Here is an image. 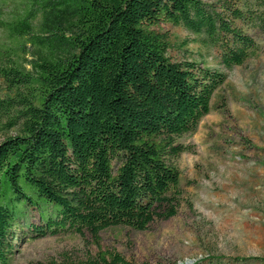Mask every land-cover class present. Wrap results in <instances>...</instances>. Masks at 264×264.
<instances>
[{
    "label": "trees",
    "instance_id": "obj_1",
    "mask_svg": "<svg viewBox=\"0 0 264 264\" xmlns=\"http://www.w3.org/2000/svg\"><path fill=\"white\" fill-rule=\"evenodd\" d=\"M19 3L0 21L11 39L0 43V264L25 226L89 233L96 252L71 264H139L101 234L177 215L179 139L209 114L225 70L264 52V0ZM164 25L193 33L222 68L172 56Z\"/></svg>",
    "mask_w": 264,
    "mask_h": 264
},
{
    "label": "rangeland",
    "instance_id": "obj_2",
    "mask_svg": "<svg viewBox=\"0 0 264 264\" xmlns=\"http://www.w3.org/2000/svg\"><path fill=\"white\" fill-rule=\"evenodd\" d=\"M20 8L19 0L0 4V21ZM164 28L174 42L172 56L193 55L222 68L215 50L193 33ZM254 36L261 43L260 34ZM181 42L187 43L182 49ZM0 43H11L1 24ZM225 71L209 114L179 139L188 149L173 162L180 171L177 215L155 220L146 230L111 227L101 234L104 249L139 264H264L246 259L264 257V52ZM28 223H41L36 210H30ZM29 231L25 226L14 240L11 264H71L97 250L89 233L32 237Z\"/></svg>",
    "mask_w": 264,
    "mask_h": 264
}]
</instances>
